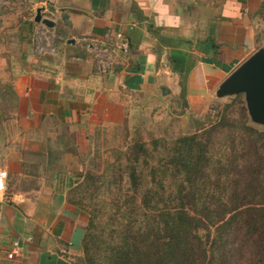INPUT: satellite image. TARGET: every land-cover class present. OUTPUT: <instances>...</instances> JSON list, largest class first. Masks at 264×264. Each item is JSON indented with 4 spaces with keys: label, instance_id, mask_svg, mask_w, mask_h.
Here are the masks:
<instances>
[{
    "label": "crops",
    "instance_id": "crops-1",
    "mask_svg": "<svg viewBox=\"0 0 264 264\" xmlns=\"http://www.w3.org/2000/svg\"><path fill=\"white\" fill-rule=\"evenodd\" d=\"M205 1L0 0V170L7 172L0 264H78L85 213L57 182L52 163L62 146L82 144L97 109L103 119L125 109L127 93L142 106L184 102L204 114L219 85L250 56L244 0ZM38 8L54 28L34 21ZM117 35L129 42L127 52L114 47ZM50 145L59 151L46 150ZM27 150L49 169L25 172ZM15 241L19 249L9 259Z\"/></svg>",
    "mask_w": 264,
    "mask_h": 264
},
{
    "label": "rangeland",
    "instance_id": "rangeland-1",
    "mask_svg": "<svg viewBox=\"0 0 264 264\" xmlns=\"http://www.w3.org/2000/svg\"><path fill=\"white\" fill-rule=\"evenodd\" d=\"M198 4L206 7L205 0H198ZM239 6L244 14L241 18L250 32L245 47L252 55L258 49L264 50V0H244ZM96 68L103 71L99 65ZM123 95L128 102L125 109H110L104 119L103 109H97L95 123L91 130L87 128L82 144H66L61 147L65 153L61 152L59 158L53 156L56 161L52 163V170L57 182H62L58 183L65 188L67 197L86 217V232L76 259L78 264H118L120 256L121 264H169L158 259L168 240L165 217L161 218L160 213L171 205L169 193L174 180L154 172L158 161H165L163 142L169 147L180 136L204 133L221 124L226 127L210 138L213 144L208 154L212 159L205 170L207 176L200 182L207 195L205 204L202 199L196 208L212 203L211 209L215 210L228 200L231 202L228 207L240 202L246 206L264 203V156L248 155L250 159L246 160L245 169L240 167L241 151L245 149L248 154L251 144L242 134L237 136L235 129L245 124L264 133V125L250 119L243 94L216 98L201 115L184 106V102L180 107L172 104L163 108L164 105L152 103L142 106L140 96ZM132 104L137 109H130ZM4 136L0 130V155L6 148ZM206 139L205 136L204 143L208 142ZM156 140L161 142L154 151ZM138 146H144L148 155ZM51 149L59 151V146L50 145L46 150ZM22 153L28 159L25 172L33 174L49 169L45 163L43 167L42 157H34L36 152ZM44 153L45 148L41 149L43 156ZM133 171L135 183L131 180ZM234 192L240 199L235 198ZM216 197H220L222 203L216 202ZM212 237V229L209 241L207 231L201 229L198 233L199 245L195 242V246H199V264H203V259L207 264L210 255H213L211 264H255L254 253L246 252L244 256L230 259L224 255L226 251L218 247L213 254L208 251L202 259V250L212 246L209 243ZM124 252L129 254L127 260V256L121 254Z\"/></svg>",
    "mask_w": 264,
    "mask_h": 264
},
{
    "label": "trees",
    "instance_id": "trees-1",
    "mask_svg": "<svg viewBox=\"0 0 264 264\" xmlns=\"http://www.w3.org/2000/svg\"><path fill=\"white\" fill-rule=\"evenodd\" d=\"M225 128L221 124L204 133L180 136L171 142L169 147L166 145L168 143L163 142L166 151L165 161H158L157 170L154 173L156 175V172H160L158 173L160 177L170 176L174 180V185L173 190L170 189L169 193L171 205L165 207L166 209L160 213L161 218L165 217L164 228L168 240L158 258L159 261L169 262V264H199L197 251L199 246H195V242L198 244L199 241L198 233L201 229L207 231V241H209L212 229L213 237L209 242L212 246L208 249L203 248L202 259L205 258L208 251L213 254L218 247L220 251H226L224 255L230 259L244 256L246 252H249L254 253L255 264H264V203L259 206H246L240 202L228 207L227 205L231 204L228 200V203L225 201L221 208L215 210L211 209L210 204L212 203H209V206L203 205L200 209L196 208L198 201L200 202L202 199L205 204L207 195L206 188L200 182L207 176L205 170L209 168V162L212 159L208 154L213 144L210 138L214 136V133L220 134ZM237 128L235 129L238 132L237 136L242 134L251 144L248 154L245 149H242L240 154V167L245 169V162L250 159L249 156L253 157L254 154L264 156V133L245 124L239 125ZM205 136L208 142L204 143ZM160 142L158 140L153 142L154 151ZM138 148L145 156L148 155V150L144 146H138ZM135 177V171H133L131 180L134 183ZM218 180L219 178L217 182ZM233 195L240 199L235 192ZM214 199L219 204L222 203L220 197ZM185 202L194 207H188L189 205ZM121 254L127 256L126 260L129 258L127 252ZM210 257L212 258L213 255ZM119 258L117 263L121 264ZM211 258L207 264H211ZM205 261L203 259V264H206Z\"/></svg>",
    "mask_w": 264,
    "mask_h": 264
},
{
    "label": "water",
    "instance_id": "water-1",
    "mask_svg": "<svg viewBox=\"0 0 264 264\" xmlns=\"http://www.w3.org/2000/svg\"><path fill=\"white\" fill-rule=\"evenodd\" d=\"M34 21L54 28L55 20L35 11ZM243 94L247 113L252 122L264 125V50L258 49L241 63L218 87L216 97Z\"/></svg>",
    "mask_w": 264,
    "mask_h": 264
},
{
    "label": "built area",
    "instance_id": "built-area-1",
    "mask_svg": "<svg viewBox=\"0 0 264 264\" xmlns=\"http://www.w3.org/2000/svg\"><path fill=\"white\" fill-rule=\"evenodd\" d=\"M114 47L121 51H128L129 50V42L125 39H121L119 35L116 36V40L114 43ZM99 67L100 64H98ZM6 181H7V172L4 170H0V197L3 196V194L6 191ZM19 249V243L17 241L12 243V250L8 254V258L12 259L17 255V251Z\"/></svg>",
    "mask_w": 264,
    "mask_h": 264
}]
</instances>
